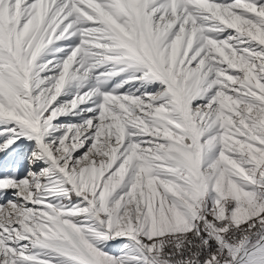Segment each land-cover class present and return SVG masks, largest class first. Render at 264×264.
<instances>
[{
  "label": "snow or ice",
  "instance_id": "6c2138e0",
  "mask_svg": "<svg viewBox=\"0 0 264 264\" xmlns=\"http://www.w3.org/2000/svg\"><path fill=\"white\" fill-rule=\"evenodd\" d=\"M0 264H264V0H0Z\"/></svg>",
  "mask_w": 264,
  "mask_h": 264
}]
</instances>
